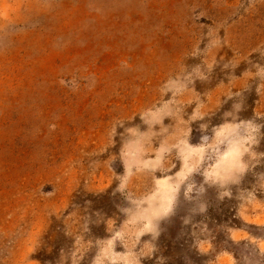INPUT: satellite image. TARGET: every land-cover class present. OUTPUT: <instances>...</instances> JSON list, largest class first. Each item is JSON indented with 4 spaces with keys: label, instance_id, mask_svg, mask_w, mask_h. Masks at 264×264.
Listing matches in <instances>:
<instances>
[{
    "label": "rangeland",
    "instance_id": "rangeland-1",
    "mask_svg": "<svg viewBox=\"0 0 264 264\" xmlns=\"http://www.w3.org/2000/svg\"><path fill=\"white\" fill-rule=\"evenodd\" d=\"M211 41H219L211 50L218 64L196 90H211L215 100L225 88L216 86L231 73L232 84L246 88L240 117L264 111V87L258 94L259 79L248 80L245 72L264 65V0H0V264H57L60 250L72 244L63 220L73 210L118 215L123 200L113 195L115 181L107 187L112 173L104 160L120 142L117 136L115 146L101 153L108 128L151 103L159 82L193 46ZM200 61L185 59L189 66ZM228 61L239 65L223 69ZM241 98L223 103L210 123H220ZM139 122L137 116L132 123ZM257 151H264V137ZM111 166L123 172L118 158ZM259 173L264 159L223 201L207 189V212L193 216L211 229L207 253L193 246L191 227L182 223L192 205L181 197L176 214L162 224L158 252L143 264H155L157 255L165 264H231L228 254L216 259L221 251L238 264L246 254L264 264L251 244L233 242L224 228L264 238V225H257L264 213L249 215L248 222L236 214L238 191L251 189ZM256 194L264 200V192ZM51 210L64 212L48 217ZM90 235L105 236L104 224L90 225Z\"/></svg>",
    "mask_w": 264,
    "mask_h": 264
},
{
    "label": "clouds",
    "instance_id": "clouds-1",
    "mask_svg": "<svg viewBox=\"0 0 264 264\" xmlns=\"http://www.w3.org/2000/svg\"><path fill=\"white\" fill-rule=\"evenodd\" d=\"M218 46L219 41H211L203 48L199 44L193 46L159 82L151 103L130 117L113 120L106 133L108 143L101 153L115 146L119 137L118 152L109 155L104 162L112 173L107 187L115 181L113 195L118 193L123 203L116 205L118 215L106 216L100 211L88 214L85 209L83 214L73 210L65 216L64 231L72 238V244L67 250H60L57 264H82L89 253L92 255L87 264H143L158 252L162 224L176 214L181 197L192 205L182 223L191 227L193 246L201 253L213 247L208 224L193 221V216L207 212L208 203L203 198L207 189L216 190L218 201L232 198V187L239 186L246 173L264 159V151H257L264 137V123L257 121L264 120V111L255 110L252 118L240 117L242 90L246 88L232 84L234 75L229 73L228 82L216 86L225 88L215 100L210 96L211 90L201 94L195 88L197 81L209 80L218 64L211 57L212 48ZM188 57H201V61L189 66L185 63ZM238 65L228 61L222 68L235 69ZM253 68L255 71L245 72L249 73L248 80L259 79L256 88L259 94L264 87V65L255 64ZM234 97L241 99L222 113L220 123L211 124L208 118ZM190 106L192 110L188 112ZM137 116L140 122L132 123ZM197 122L200 135L193 143V124ZM117 158L123 167L120 174L111 166ZM257 189L264 192V173L257 174V183L251 189H240L236 196L239 201L236 214L245 222L249 215L264 213V200L257 198ZM64 210L60 213L51 210L48 217L59 218ZM101 223L106 235H90V225ZM224 228L233 242L247 241L258 257H264V238L255 237L243 228L227 225ZM220 254H228L231 264H238L232 253L221 251L216 259ZM155 264H165V258L157 255ZM242 264H260V260L246 254Z\"/></svg>",
    "mask_w": 264,
    "mask_h": 264
}]
</instances>
